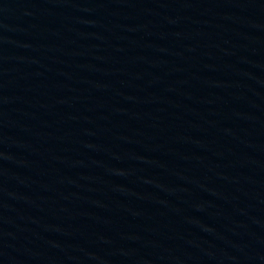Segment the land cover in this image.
Here are the masks:
<instances>
[{"label": "water", "instance_id": "water-1", "mask_svg": "<svg viewBox=\"0 0 264 264\" xmlns=\"http://www.w3.org/2000/svg\"><path fill=\"white\" fill-rule=\"evenodd\" d=\"M0 264H264V0H0Z\"/></svg>", "mask_w": 264, "mask_h": 264}]
</instances>
